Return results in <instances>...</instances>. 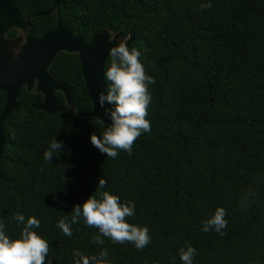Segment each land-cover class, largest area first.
<instances>
[{
  "label": "trees",
  "instance_id": "16d2710c",
  "mask_svg": "<svg viewBox=\"0 0 264 264\" xmlns=\"http://www.w3.org/2000/svg\"><path fill=\"white\" fill-rule=\"evenodd\" d=\"M59 1L52 15L33 20L30 36L39 39L59 22L85 43L110 31L133 36L130 47L155 81L151 132L133 142L131 154H101L89 138L108 125L80 116L93 106L79 56L59 54L50 72L72 89L74 107L50 115L34 109L41 94L23 90L5 124L0 221L10 237H19V212L40 219L52 264H72L73 249L101 248L112 264H182L186 243L197 249L193 264H264V0H210L204 9L206 0ZM17 8L26 19L51 11L53 0H19ZM18 35L12 29L8 37ZM6 98L0 90V114ZM57 99L66 104L62 94ZM55 137L65 148L45 162ZM102 175L104 190L135 201L126 221L149 228L145 248L107 237L95 244L98 229L83 220L71 238L56 227L95 194ZM216 207L227 213L223 235L201 230Z\"/></svg>",
  "mask_w": 264,
  "mask_h": 264
},
{
  "label": "clouds",
  "instance_id": "9594fccd",
  "mask_svg": "<svg viewBox=\"0 0 264 264\" xmlns=\"http://www.w3.org/2000/svg\"><path fill=\"white\" fill-rule=\"evenodd\" d=\"M210 0L200 5L201 9L211 8ZM118 33L109 32V43L117 41ZM131 35L123 36L109 49L111 57L107 70L103 73L108 82L106 92H100L98 103L104 109V116L111 123L99 135H90V143L108 158L115 159L120 151L132 152L133 142L142 133L151 132V122L148 116L152 96L149 85L154 84V78L146 73L142 53L135 47H129ZM111 105L106 108L105 104ZM65 148L63 142L52 139L43 152L45 162L52 161L57 153ZM107 180L103 175L99 178L95 194L90 195L83 204H76L71 212V221L61 218L56 222L61 232L71 238L72 225L83 223L98 229V234L92 236L95 244L103 245V237L113 243L131 242L137 249L145 248L151 241L149 228L126 221L127 217L135 215L136 204L133 200L122 201L119 195L104 190ZM227 215L223 207L202 221V231L213 230L220 235L228 225ZM14 220L22 225L18 238L10 237L7 226L0 221V264H52L48 259L49 242L37 229L41 221L35 216L15 213ZM197 249L186 243L179 249L182 264H193ZM109 251L101 248L98 254H85L80 249L72 250V264H112L108 259Z\"/></svg>",
  "mask_w": 264,
  "mask_h": 264
},
{
  "label": "water",
  "instance_id": "95a60500",
  "mask_svg": "<svg viewBox=\"0 0 264 264\" xmlns=\"http://www.w3.org/2000/svg\"><path fill=\"white\" fill-rule=\"evenodd\" d=\"M18 1L0 0V89L7 93L6 106L0 114V159L3 158L7 145L4 139L5 124L14 110L20 106L17 100L24 87L30 93L37 83L36 92L42 94L43 101L34 106L36 110L55 115L68 112L74 107L72 90L49 73L50 67L63 52L79 56L88 97L93 106L91 113L80 116L97 118L106 125L111 123L105 118L104 109L99 106L98 95L100 92H106L107 88L103 73L107 61L111 58L109 49L123 37L118 34L117 41L109 43V32H104L86 44L81 36L65 30L59 22L56 29L41 39L34 40L28 36L32 21L53 14L60 1L53 0L51 11L35 13L27 19L20 16L17 9ZM11 29L20 30L26 35V42L17 56H12L11 43L5 38ZM131 37L129 47L134 41V37ZM57 92L64 95L65 105L58 102ZM105 107L110 108L111 105L106 102Z\"/></svg>",
  "mask_w": 264,
  "mask_h": 264
},
{
  "label": "flooded vegetation",
  "instance_id": "af4514ba",
  "mask_svg": "<svg viewBox=\"0 0 264 264\" xmlns=\"http://www.w3.org/2000/svg\"><path fill=\"white\" fill-rule=\"evenodd\" d=\"M18 9V8H17ZM19 12V11H18ZM41 13V12H40ZM20 14V13H19ZM52 15V14H51ZM21 16V15H20ZM29 18V17H28ZM27 19V18H26ZM33 22V21H32ZM31 25H32V23H31ZM30 28H31V26H30ZM30 28H29V32H30ZM56 29V28H55ZM12 30V29H11ZM11 30H9L8 32H7V34H6V40L7 41H9V43H11V44H13V41H16L19 37H20V35H21V31L20 30H18L19 31V35L16 37V38H9L8 37V34H9V32L11 31ZM17 30V29H16ZM53 31V30H52ZM29 32H28V36L29 37H31L30 36V34H29ZM73 33V32H72ZM76 35V34H75ZM78 36V35H77ZM32 38V37H31ZM42 38V37H41ZM41 38H39V39H41ZM32 39H34V38H32ZM39 39H34V40H39ZM25 42H26V40H25ZM90 43V42H89ZM89 43H86V44H89ZM24 45V44H23ZM19 55V54H18ZM55 63V62H54ZM54 65V64H53ZM52 65V66H53ZM51 66V67H52ZM51 67H50V69H51ZM50 69H49V73L51 74V72H50ZM55 79H57V80H59L58 78H56L53 74H51ZM59 81H61V80H59ZM62 83H64L63 81H61ZM66 84V83H65ZM67 85V84H66ZM68 86V85H67ZM69 87V86H68ZM70 88V87H69ZM36 89H37V83L35 84V86H34V88H33V90H32V92H35V93H37L36 92ZM71 89V88H70ZM1 90V89H0ZM23 90H25L27 93H29L28 91H27V89L24 87L23 89H22V91ZM72 90V89H71ZM2 91V90H1ZM22 91H21V93H22ZM4 92V91H3ZM32 92H30V93H32ZM6 93V92H5ZM60 92H57V94L56 95H58ZM37 94H40V93H37ZM60 94H62V93H60ZM72 94H73V91H72ZM6 95H7V93H6ZM42 95V94H41ZM63 95V94H62ZM64 96V95H63ZM58 100V99H57ZM6 101H7V98H6ZM17 102H18V100H17ZM59 102V101H58ZM19 103V102H18ZM60 103V102H59ZM20 105H21V103H19ZM61 104V103H60ZM5 106H6V103H5ZM5 108V107H4Z\"/></svg>",
  "mask_w": 264,
  "mask_h": 264
},
{
  "label": "rangeland",
  "instance_id": "374dc122",
  "mask_svg": "<svg viewBox=\"0 0 264 264\" xmlns=\"http://www.w3.org/2000/svg\"><path fill=\"white\" fill-rule=\"evenodd\" d=\"M25 40L26 35L21 33L20 37L16 41H13V44L10 46L12 56H17L19 54L21 47L25 43Z\"/></svg>",
  "mask_w": 264,
  "mask_h": 264
}]
</instances>
